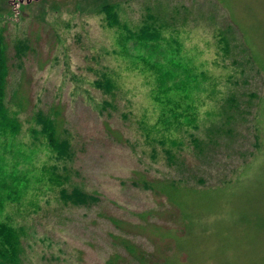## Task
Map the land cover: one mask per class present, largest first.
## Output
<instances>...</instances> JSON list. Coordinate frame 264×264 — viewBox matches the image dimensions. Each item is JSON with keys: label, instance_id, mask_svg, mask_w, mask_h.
I'll return each mask as SVG.
<instances>
[{"label": "rangeland", "instance_id": "rangeland-1", "mask_svg": "<svg viewBox=\"0 0 264 264\" xmlns=\"http://www.w3.org/2000/svg\"><path fill=\"white\" fill-rule=\"evenodd\" d=\"M143 26L168 53L149 59L126 41ZM0 32L20 124L0 136L15 264H264V0H0ZM164 57L203 74L200 88L162 94ZM73 188L88 195L77 205Z\"/></svg>", "mask_w": 264, "mask_h": 264}, {"label": "trees", "instance_id": "trees-1", "mask_svg": "<svg viewBox=\"0 0 264 264\" xmlns=\"http://www.w3.org/2000/svg\"><path fill=\"white\" fill-rule=\"evenodd\" d=\"M103 2V1H102ZM101 2V3H102ZM100 3V4H101ZM116 7L114 5H109L107 3L102 4L98 12L101 11L105 14V19L109 26L117 25L118 20L115 13ZM226 39L225 37H221L220 41ZM160 40L162 38L159 36V31L152 26L146 27L143 26L138 29L135 33L130 32L129 36L127 37L126 41L129 43H133L134 49L144 50L146 56L151 59L152 56L155 54H162L168 53L169 47H166L165 50H161L160 47ZM2 34L0 32V136L4 138L9 137H16L20 133V124L16 118L10 116L8 109L5 104V93L4 86L7 74V55L5 52L6 46H2ZM29 47V46H28ZM229 46L226 42H223V51L228 53ZM27 49V45L23 41H19L18 44L14 46V57L15 59L19 60L20 51H24ZM177 50V49H176ZM166 60V64L164 67L171 66L173 71L168 70L165 72L163 71V67L157 68V82L159 84V89L162 94H166L170 91H185L187 89L191 91L199 89L202 81L204 80L203 74H191L189 69L183 68L180 63H175L173 60L169 59L168 57H164ZM249 63V62H248ZM176 72L183 73L184 78L179 79L178 81L174 82V79L177 78ZM257 72V70H256ZM172 82L171 86H168L167 83ZM102 83H106L105 85H110L111 82L106 79L103 80ZM227 108L223 109L224 113L227 114V110L229 112H234L236 108V101L235 97L231 96L226 99ZM231 108V109H228ZM228 118V117H227ZM36 123L39 124L40 129L39 133L42 134L47 138V144L51 147L52 151L55 153V156L60 159H66L67 157V148L68 144H66L62 140H58L56 137V125L54 121L49 118L45 117L42 113H37L34 117ZM229 129L226 131L228 132ZM37 130H33L34 134L37 133ZM256 135L253 136V144L252 146L256 145L258 142V146L260 145V139L258 135V130L256 128ZM68 158V157H67ZM6 178V175H5ZM3 180V179H2ZM0 180V188H3V184ZM2 186V187H1ZM64 193L60 192V198ZM65 196V195H64ZM88 196L85 193H81L79 190L72 189L70 194L67 196L69 202L73 205H77L82 198ZM63 199V198H62ZM0 203H2L0 199ZM2 207L0 205V213L2 211ZM20 252V237L18 231H16L13 227L0 222V264H15L17 262V258Z\"/></svg>", "mask_w": 264, "mask_h": 264}, {"label": "water", "instance_id": "water-1", "mask_svg": "<svg viewBox=\"0 0 264 264\" xmlns=\"http://www.w3.org/2000/svg\"><path fill=\"white\" fill-rule=\"evenodd\" d=\"M32 1H34V0H18V4H21V3L29 4Z\"/></svg>", "mask_w": 264, "mask_h": 264}]
</instances>
